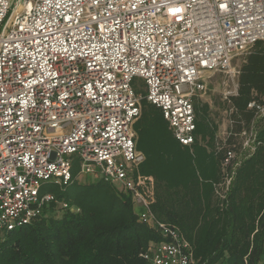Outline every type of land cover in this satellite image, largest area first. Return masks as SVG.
<instances>
[{
    "label": "built area",
    "instance_id": "obj_1",
    "mask_svg": "<svg viewBox=\"0 0 264 264\" xmlns=\"http://www.w3.org/2000/svg\"><path fill=\"white\" fill-rule=\"evenodd\" d=\"M259 42L264 0H0V234L57 203L45 185L87 176L128 192L139 220L162 237L141 255L147 264H195L180 230L153 213L155 180L139 173L134 127L146 100L190 147L195 100L216 74L233 84L224 99L236 95L234 62ZM248 108L254 120L223 160L231 170L222 198L261 144L264 103Z\"/></svg>",
    "mask_w": 264,
    "mask_h": 264
},
{
    "label": "trees",
    "instance_id": "obj_2",
    "mask_svg": "<svg viewBox=\"0 0 264 264\" xmlns=\"http://www.w3.org/2000/svg\"><path fill=\"white\" fill-rule=\"evenodd\" d=\"M237 85L236 95L223 98L231 125L223 137L208 118L209 104L199 98L190 147L176 141L161 110L146 100L134 127L145 156L139 173L155 180L153 213L180 230L195 264H264V118L260 146L237 167L225 198L217 193L231 170L223 167L226 153L239 150V134L254 120L248 104L264 103V42L243 57ZM51 193L57 203L41 216L0 234V264H147L141 255L162 241L139 220L131 195L113 184L75 180Z\"/></svg>",
    "mask_w": 264,
    "mask_h": 264
},
{
    "label": "rangeland",
    "instance_id": "obj_3",
    "mask_svg": "<svg viewBox=\"0 0 264 264\" xmlns=\"http://www.w3.org/2000/svg\"><path fill=\"white\" fill-rule=\"evenodd\" d=\"M243 57L237 58L234 64L236 66H240L242 64ZM208 83V88L206 93L203 95V97L199 98V101H202L205 104H209L210 111L208 114V118L211 123L216 125L218 127L217 129V136L223 137L225 136V132L227 129V121H226V113H225V105L223 103L224 94L227 91H231L233 88V84L231 82V79L227 77L224 74H216ZM137 85H143V81L141 79H137L136 81ZM138 92L144 93L143 88H137ZM136 131V130H135ZM76 170V174L78 175L80 170L79 163H75L74 166ZM76 175V176H77ZM80 175H78L79 177ZM79 182L86 183L89 181H92V178L90 177H79ZM55 186L45 185L43 188V192L48 193L54 191ZM61 206V205H60Z\"/></svg>",
    "mask_w": 264,
    "mask_h": 264
}]
</instances>
